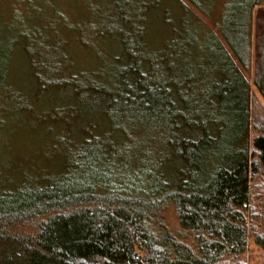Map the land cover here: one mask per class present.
Wrapping results in <instances>:
<instances>
[{
    "label": "trees",
    "instance_id": "trees-1",
    "mask_svg": "<svg viewBox=\"0 0 264 264\" xmlns=\"http://www.w3.org/2000/svg\"><path fill=\"white\" fill-rule=\"evenodd\" d=\"M188 1L210 15L212 0ZM263 2L227 0L218 31L203 30L176 4L180 18L165 17L158 50L147 43L139 44L144 52L132 50L116 29L117 71L102 77L71 69L50 80V88H68L91 107L102 100L120 115L143 116L180 164L173 174L121 177L89 150L85 164L71 161L46 181L0 188V264H244L238 259L250 236L264 248V215L262 230L248 217L252 184L264 174V115L254 119L258 134L251 137L252 98L242 71L252 59L253 85L264 99V15L252 36L253 10ZM205 53L215 65L208 79L198 58ZM195 85L201 98L191 100L187 90ZM92 138L84 141L95 145ZM169 205L194 245L166 229L161 213Z\"/></svg>",
    "mask_w": 264,
    "mask_h": 264
},
{
    "label": "rangeland",
    "instance_id": "rangeland-1",
    "mask_svg": "<svg viewBox=\"0 0 264 264\" xmlns=\"http://www.w3.org/2000/svg\"><path fill=\"white\" fill-rule=\"evenodd\" d=\"M226 2L212 0L210 15L205 16L188 0H0V188L46 181L66 171L71 161L85 164L89 150L98 152L100 167L117 176L173 174L180 162L172 157L174 150L165 144L158 127L150 128L143 116L120 115L117 107L110 109L102 100L92 103L93 108L87 100L70 95L68 88H50V80L59 82L71 69L102 77L117 71L113 58L118 49L116 29L122 41L133 45L132 50L144 52L141 43L159 48L166 35L163 21L165 17L177 21V5L186 7L203 30L218 31ZM259 14L264 15V2L253 10L252 36ZM123 29L129 38L121 35ZM120 55L124 62L126 57ZM198 58L200 69L211 78L212 57L205 53ZM242 71L250 84L253 137L258 134L254 119L264 115V99L253 85L252 59ZM200 90L190 86L185 95L191 100L201 98ZM221 126L220 133L223 122ZM86 137H94L96 144L84 141ZM253 215L252 224L262 230L263 173L252 184L248 217ZM161 216L168 231L194 245L189 233L180 228L172 205ZM238 260L264 264V248L255 244L254 236L248 238L247 250Z\"/></svg>",
    "mask_w": 264,
    "mask_h": 264
}]
</instances>
